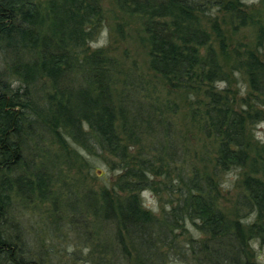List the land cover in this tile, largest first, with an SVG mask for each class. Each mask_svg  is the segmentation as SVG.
<instances>
[{"label":"trees","instance_id":"1","mask_svg":"<svg viewBox=\"0 0 264 264\" xmlns=\"http://www.w3.org/2000/svg\"><path fill=\"white\" fill-rule=\"evenodd\" d=\"M258 1L261 9L252 10L255 0H115L121 12L138 18L151 69L170 88L181 90L191 105L202 106V133L217 143L214 167L220 171L244 168L245 122L262 117L257 110L248 113L242 108L250 107L248 100L264 105V0ZM219 14L228 15L234 28L250 27L255 32V49L244 51L243 66L232 65L228 72L219 61L212 34L201 25L203 17ZM103 20L98 0L43 4L0 0V264H47L27 245L13 215V199L34 194L44 198L45 162L36 160L47 127L55 122L86 152L102 150L118 160L122 174L112 190L124 197L107 200L104 217L116 214L130 240L131 251L122 248V258L134 255L133 264L140 259L144 264H167L183 258L185 246L190 257L201 254L207 264H253L244 248L246 229L238 221H227L217 208L207 175L193 167L189 173L188 167L177 168L182 155L172 138L168 137L169 147L158 143L159 154L154 155L153 146L149 154L143 146L136 156L130 151V139L142 145L134 133L138 125L166 126L167 133L172 122L150 120L146 104L131 102L125 90L120 98L116 95L115 62L100 49L88 52ZM212 30L223 44L216 22ZM235 72L246 77L252 95L239 110L229 97ZM43 80L50 86L46 101L41 99ZM161 176L177 189L178 198L162 218H156L140 207L136 193L153 189V178ZM243 187L247 193L243 205L254 210L257 222L248 226V233L261 237L264 183L249 177ZM112 200L117 201L115 208ZM188 225L202 240L180 239ZM164 255L167 263L162 261ZM203 259L196 264H203Z\"/></svg>","mask_w":264,"mask_h":264},{"label":"rangeland","instance_id":"2","mask_svg":"<svg viewBox=\"0 0 264 264\" xmlns=\"http://www.w3.org/2000/svg\"><path fill=\"white\" fill-rule=\"evenodd\" d=\"M32 1L43 4L45 0ZM98 1L104 19L103 26L95 41L87 45L88 52L100 49L101 53L113 59L115 67L112 74L119 98L125 90L131 102L141 100L146 104L144 110L150 120L161 118L172 122L167 133L166 126L138 125L134 133L142 145L132 138L127 141L130 151L136 156L139 147L143 146L149 154L148 150L153 146L154 155L159 154L161 148L158 143L169 147L168 137L172 138L176 146L174 148H178L177 152L182 155V163L176 165L177 168L188 167L189 173L193 167L212 180L210 194L214 196L217 208L227 221H238L246 229L244 248L248 261L264 264V231L261 237H250L248 226L257 224L256 214L253 209L243 205V198L247 196L244 180L253 177L264 183V105L248 100L252 95L247 88L246 77L235 72L230 85L232 92L229 94L235 108L239 110L240 103L246 99L250 107L242 108L248 113L257 110L262 113V117L245 122L244 151L247 161L244 168L220 171L214 167L217 143L212 136L202 133V106L191 105L181 90L170 88L165 79L151 69L148 43L138 18L121 12L115 0ZM253 5L252 10L261 9L258 0ZM201 21V25L213 36L223 69L228 72L232 65L243 66V52L255 49L254 30L250 27L234 28V23L225 14L203 17ZM214 22L220 28L223 44H219L212 30ZM47 82L43 80L41 87V99L44 101L50 93ZM126 125L131 127L129 123ZM64 128L57 122L47 127L45 142L41 145L43 150L38 154L40 157L37 156L36 164L43 165L45 162L47 185L44 198L34 194L28 198L13 199V215L21 223L27 245L31 250H36L47 264H133L136 256L128 258L124 254L122 258L120 250L124 248L129 252L131 248L130 240L115 217L117 215L104 217L107 200L124 197L112 190L122 174L118 160L102 150H95V154L86 152L71 141ZM170 184L162 176L153 178V189L136 193L140 207L152 216L162 218L178 198L177 189ZM111 205L115 208L117 201L112 200ZM180 239L184 242L192 239L199 241L202 236L188 225ZM182 250L185 251L183 258L167 263L164 255L162 261L167 264H196L203 259L201 254L196 258L190 257L189 249H185V246ZM144 262L140 259L139 264ZM203 264H207L205 259Z\"/></svg>","mask_w":264,"mask_h":264}]
</instances>
